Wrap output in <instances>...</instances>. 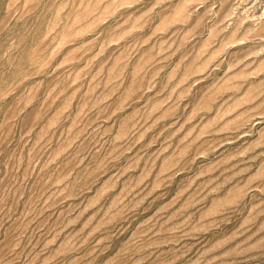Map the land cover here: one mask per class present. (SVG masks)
<instances>
[{
	"label": "rangeland",
	"instance_id": "374dc122",
	"mask_svg": "<svg viewBox=\"0 0 264 264\" xmlns=\"http://www.w3.org/2000/svg\"><path fill=\"white\" fill-rule=\"evenodd\" d=\"M0 264H264V0H0Z\"/></svg>",
	"mask_w": 264,
	"mask_h": 264
}]
</instances>
